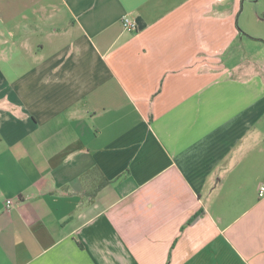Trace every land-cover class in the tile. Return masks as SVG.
Returning a JSON list of instances; mask_svg holds the SVG:
<instances>
[{
  "label": "crops",
  "instance_id": "obj_1",
  "mask_svg": "<svg viewBox=\"0 0 264 264\" xmlns=\"http://www.w3.org/2000/svg\"><path fill=\"white\" fill-rule=\"evenodd\" d=\"M241 2L0 0V264H264Z\"/></svg>",
  "mask_w": 264,
  "mask_h": 264
},
{
  "label": "rangeland",
  "instance_id": "obj_2",
  "mask_svg": "<svg viewBox=\"0 0 264 264\" xmlns=\"http://www.w3.org/2000/svg\"><path fill=\"white\" fill-rule=\"evenodd\" d=\"M257 0H242L241 4L243 6V11H242V16L244 17H247L248 15L249 16H255V14L257 13V11H259V8L262 9L260 10L259 13H261L264 17V8H261V7H257ZM251 33H254V30H252V27L250 28Z\"/></svg>",
  "mask_w": 264,
  "mask_h": 264
},
{
  "label": "trees",
  "instance_id": "obj_3",
  "mask_svg": "<svg viewBox=\"0 0 264 264\" xmlns=\"http://www.w3.org/2000/svg\"><path fill=\"white\" fill-rule=\"evenodd\" d=\"M97 171H99V168H93V169H91V171H89V172H87L85 174V177L86 176H89V175H91V174H93L94 172H97ZM107 183H109V181L102 175V181L98 184L97 188L93 191L92 194L94 195L97 189H100L103 185H106ZM204 213H205L204 209H200L199 211H197L188 220L187 225H193V224H195L204 215Z\"/></svg>",
  "mask_w": 264,
  "mask_h": 264
},
{
  "label": "built area",
  "instance_id": "obj_4",
  "mask_svg": "<svg viewBox=\"0 0 264 264\" xmlns=\"http://www.w3.org/2000/svg\"><path fill=\"white\" fill-rule=\"evenodd\" d=\"M122 23H123V26L126 30H129V31H134L136 30L137 26H136V23L133 22L129 17L127 16H124L122 18ZM259 195L261 197L264 196V185H261L260 186V189H259ZM12 204V201H10L8 204H7V207L11 206Z\"/></svg>",
  "mask_w": 264,
  "mask_h": 264
}]
</instances>
